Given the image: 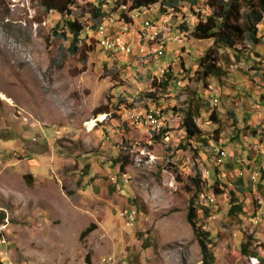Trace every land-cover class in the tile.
I'll return each instance as SVG.
<instances>
[{"label": "rangeland", "instance_id": "rangeland-1", "mask_svg": "<svg viewBox=\"0 0 264 264\" xmlns=\"http://www.w3.org/2000/svg\"><path fill=\"white\" fill-rule=\"evenodd\" d=\"M120 1L104 7L114 27L127 20ZM209 1L147 6L163 44L123 56L90 31L100 0H77L68 15L0 0V261L203 264L187 219L194 198L216 264H264V14L259 43L237 55L192 36ZM66 19L82 26L76 52ZM210 48L220 75L204 77ZM152 109L160 131L127 120ZM189 112L201 129L192 137ZM216 147L228 152L220 162Z\"/></svg>", "mask_w": 264, "mask_h": 264}, {"label": "trees", "instance_id": "trees-1", "mask_svg": "<svg viewBox=\"0 0 264 264\" xmlns=\"http://www.w3.org/2000/svg\"><path fill=\"white\" fill-rule=\"evenodd\" d=\"M159 0H122L120 4H129L131 9L140 8L155 4ZM43 5L47 10H54L60 14H70L73 8L77 6V0H43ZM209 6L213 9L204 19L200 18L194 25L191 34L196 39L213 38L216 44L232 48L236 54L245 53L248 44H258V27L264 14V0H210ZM101 8L93 10V16H98ZM65 26L72 34L70 41V51L78 50L77 41L80 38L82 26L76 20L66 19ZM64 35V33H63ZM218 58L216 51L208 49L207 52L199 59L203 67L204 77L210 75L219 76L220 67L217 65ZM168 80L163 81L167 85ZM101 109L96 107L95 112L99 113ZM195 112V111H194ZM212 118L216 119L215 113ZM186 131L189 137L201 134L194 115L189 112L185 118ZM215 189L220 191L218 185L220 180L216 178ZM230 196L233 201H238L237 195L233 189L230 190ZM194 198L187 213V219L193 228L197 242L202 250L203 264H216V256L213 250V241L206 225L197 223L198 205L195 204ZM241 210L239 203L231 206L232 211ZM4 217V212L0 213V220ZM96 226L91 223L80 232V237L85 236ZM1 235V232H0ZM245 249V248H244ZM0 264H6L0 261Z\"/></svg>", "mask_w": 264, "mask_h": 264}, {"label": "built area", "instance_id": "built-area-1", "mask_svg": "<svg viewBox=\"0 0 264 264\" xmlns=\"http://www.w3.org/2000/svg\"><path fill=\"white\" fill-rule=\"evenodd\" d=\"M98 7L101 8L96 20L90 31L95 34L96 41L107 51L115 55H139L146 53L145 47L153 43L163 44V38L158 37L160 29L143 13L148 8L143 6L140 8L131 9L127 4L122 3L126 21L122 19L117 27H114L111 21L106 18L104 11L112 0H100ZM106 7V8H104ZM98 9V8H97ZM132 25L136 29L130 31ZM136 47H139L136 49ZM151 52V51H148ZM143 55V54H142ZM163 113L159 109L146 111L144 114H139L138 111H133L128 115V119L133 125L146 126L151 129H157L163 126ZM215 159L222 161L227 155V150L222 147L214 148ZM238 175L243 174V169H239ZM256 172H251L249 177L256 179ZM134 210L130 212V217H134ZM104 264H113V255L104 257Z\"/></svg>", "mask_w": 264, "mask_h": 264}, {"label": "bare ground", "instance_id": "bare-ground-1", "mask_svg": "<svg viewBox=\"0 0 264 264\" xmlns=\"http://www.w3.org/2000/svg\"><path fill=\"white\" fill-rule=\"evenodd\" d=\"M101 118L103 119L104 117L101 116ZM89 125H90V128H93V126L95 125V120L90 121V122H89Z\"/></svg>", "mask_w": 264, "mask_h": 264}]
</instances>
